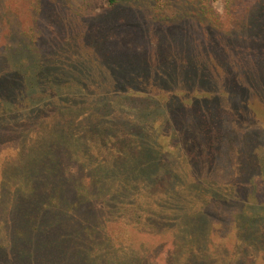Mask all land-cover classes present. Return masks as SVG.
<instances>
[{
	"label": "trees",
	"instance_id": "obj_1",
	"mask_svg": "<svg viewBox=\"0 0 264 264\" xmlns=\"http://www.w3.org/2000/svg\"><path fill=\"white\" fill-rule=\"evenodd\" d=\"M47 1L69 45L0 55V264H264V138L244 129L264 122V0H108L88 31L76 0Z\"/></svg>",
	"mask_w": 264,
	"mask_h": 264
},
{
	"label": "rangeland",
	"instance_id": "obj_2",
	"mask_svg": "<svg viewBox=\"0 0 264 264\" xmlns=\"http://www.w3.org/2000/svg\"><path fill=\"white\" fill-rule=\"evenodd\" d=\"M73 2L77 4L76 10L81 14L79 15V17L82 19L81 23H86L87 31L88 26H92L96 23H98L99 25H108V23L110 24V14L105 13L108 10V0H76ZM211 4L216 13L220 15L224 14L225 0H211ZM40 8L41 10H39ZM68 9L70 8L67 7V4L60 3L56 5L50 3V1L47 0H0V55H5L7 58L9 57L8 59L10 63H12L14 62L12 57H14V59L19 58V56L21 57L20 52L21 48L23 47L22 43L29 42V47L31 48L30 50L35 53L41 54L45 59L47 57L50 58V56L60 51L63 46H68L69 41L66 37L69 35V30L66 28L64 21L65 13ZM102 15L105 17V19H102ZM116 19L117 17L113 20L112 23H119L115 22ZM107 32L108 31L106 28L103 33L105 34ZM89 35L90 34L88 33V36ZM92 39L94 40L95 38ZM102 44L100 43V46L97 49V52H103V55L98 56L101 60L100 65L102 69L107 66L116 73H120V67L118 69L116 68V65L118 64L115 58L116 56L113 57L111 55L117 54L115 52V47L112 45ZM73 53L88 54V50L80 46V48L76 49ZM16 66H19V64L16 63ZM14 68L18 69L16 67ZM19 71L21 72V74H29L27 71L25 72L23 68H21V70L19 69ZM96 88L98 87L92 86V88L90 89L92 91H89L84 97L87 101L86 104H97L98 95L97 91L95 90ZM122 89L123 88H120V90ZM33 92V101H35L33 104H42L47 101V96L43 95L44 93H42V88H40V86L37 89L33 90ZM120 100V98L115 99L113 102L115 104L121 105L125 109V113L127 114L126 120L122 121L123 127L120 126V136H128V133L134 134L136 132L133 131V129H135L137 126V121H135V118L133 116L135 109L131 105L132 103L121 102ZM75 101H79L80 103H82V101L79 99H76ZM28 111L29 109L15 116L13 118V121H22L28 116ZM151 120L153 121L154 119L152 118ZM262 123L263 126L261 122L256 121L245 123V132L252 138L254 137L255 140L257 138H264V122L262 121ZM125 126L131 127L132 130H124ZM125 138L132 139L130 137ZM251 140L253 142H250V146L252 149H254L256 154L264 153V143L259 144L256 141L254 142L253 139ZM168 149H173L174 151L175 148L172 146L171 148L168 147ZM226 150L229 151L231 149ZM5 154L8 153H1L0 159L5 156ZM182 154H180L181 157ZM177 155L179 156V154ZM259 175L260 174H256L255 176L258 179L260 186H262V192L260 191L261 193L256 199L257 204L264 202V185L261 178H259ZM261 211L263 212L260 213L264 215V205L262 206ZM239 236L240 232L238 231V229L233 228V232L230 237L231 246L234 247L233 250H235L239 246Z\"/></svg>",
	"mask_w": 264,
	"mask_h": 264
}]
</instances>
